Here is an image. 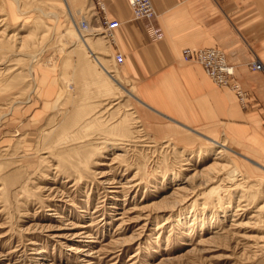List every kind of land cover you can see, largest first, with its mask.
I'll return each mask as SVG.
<instances>
[{
	"label": "rangeland",
	"instance_id": "1",
	"mask_svg": "<svg viewBox=\"0 0 264 264\" xmlns=\"http://www.w3.org/2000/svg\"><path fill=\"white\" fill-rule=\"evenodd\" d=\"M69 9L0 0V264H264V178L225 141L151 136L107 40L74 26L90 12Z\"/></svg>",
	"mask_w": 264,
	"mask_h": 264
},
{
	"label": "crops",
	"instance_id": "2",
	"mask_svg": "<svg viewBox=\"0 0 264 264\" xmlns=\"http://www.w3.org/2000/svg\"><path fill=\"white\" fill-rule=\"evenodd\" d=\"M65 1L77 19L85 9L91 26L101 21L94 0ZM100 1L107 18L120 24L109 50L113 61L116 53L124 56L119 70L131 82L150 135L225 141L240 154L244 172L263 179L264 71L253 72L249 64L259 59L264 66V0H151L154 19H135L128 0ZM200 49L225 52L247 93L245 106L203 66L183 61L185 50Z\"/></svg>",
	"mask_w": 264,
	"mask_h": 264
},
{
	"label": "built area",
	"instance_id": "3",
	"mask_svg": "<svg viewBox=\"0 0 264 264\" xmlns=\"http://www.w3.org/2000/svg\"><path fill=\"white\" fill-rule=\"evenodd\" d=\"M132 7L135 19H153L156 15L151 0H129ZM99 4V9L102 14L106 15V8L103 4ZM100 21V27L90 30L89 25L84 21H80L76 26L82 31L90 30L94 36L103 35L110 45L114 44V32L119 28L120 24L117 21H110L107 17L102 18ZM183 60L187 63H199L201 64L208 76L221 87H229L235 91L241 104L246 105L247 93L238 85L235 80V74L232 71V67L227 63L225 53L220 49H200L196 51L185 50L183 52ZM114 62L117 67H120L124 63V56L120 53L114 54ZM251 71L264 70L263 64L257 59L249 64Z\"/></svg>",
	"mask_w": 264,
	"mask_h": 264
},
{
	"label": "bare ground",
	"instance_id": "4",
	"mask_svg": "<svg viewBox=\"0 0 264 264\" xmlns=\"http://www.w3.org/2000/svg\"><path fill=\"white\" fill-rule=\"evenodd\" d=\"M17 1V0H16ZM128 2H129V0H128ZM130 4V3H129ZM131 6V5H130ZM132 8V7H131ZM156 13V12H155ZM69 15H70V17L73 19V16H72V14H71V12L69 11ZM155 17H156V15H155ZM154 17V18H155ZM153 18V19H154ZM84 21H86V20H84ZM5 22H6V19H3V20H0V28L3 26L4 27V25H5ZM79 22H76V21H74V26L76 27V24H78ZM86 23L89 25V27H90V30H92L91 29V25L89 24V22L88 21H86ZM77 29H78V31L82 34V33H91L92 31H90V30H80L78 27H76ZM105 38V37H104ZM103 39V38H102ZM106 39V38H105ZM81 43L83 44V46L86 48V52H88V54H89V57L93 60V62L101 69V71L103 72V73H105L107 76H108V78L111 80V82H112V84L116 87V90H117V94L118 95H121L122 94V92H124L125 91V89L122 87V85H121V83L112 75V72L108 69V67L103 63V61H102V58L99 56L100 55V52L99 51H102V49H103V45H101V44H98L97 45V47H96V49L97 50H95L94 49V51H93V48H91L89 45H88V40L87 39H85V37H83V36H81ZM107 40V39H106ZM107 42L109 43V41L107 40ZM224 52V51H223ZM73 53V52H72ZM225 53V52H224ZM75 55H76V57H77V60L79 61L80 60V58L82 57V52H81V49H76L75 50V53H74ZM73 54V55H74ZM72 55V56H73ZM226 55V54H225ZM183 57V56H182ZM226 58H227V56H226ZM184 61V60H183ZM185 62V61H184ZM185 63H187V62H185ZM227 63L233 68L232 69V71L234 72V74H235V66H233V65H231L230 63H229V61H228V58H227ZM187 64H192V63H187ZM195 64H199V63H195ZM201 65V64H200ZM202 66V65H201ZM204 68V67H203ZM205 69V68H204ZM250 69V68H249ZM206 71V70H205ZM262 71H264V70H261V71H253V72H262ZM207 73V72H206ZM212 79V78H211ZM213 80V79H212ZM214 82V81H213ZM215 83V82H214ZM216 84V83H215ZM217 85V84H216ZM239 85V84H238ZM240 86V85H239ZM221 87V86H220ZM241 87V86H240ZM222 88H229V87H222ZM242 88V87H241ZM230 89V88H229ZM233 91V90H232ZM233 92H235V91H233ZM126 93V92H125ZM236 93V92H235ZM129 94V93H128ZM130 96H133L134 97V95H132L131 93L129 94ZM123 123V122H122ZM126 127L127 126H125L124 124H121V125H119V130H121V131H124L125 132V130H126ZM123 133V132H122ZM125 134H127V133H125ZM124 137H125V135H123ZM123 136H121V137H123ZM135 136H137V135H135ZM133 137V136H127L126 137V140H118V142L119 143H117V144H113L115 147H124V146H128V145H130V144H135V141H136V137ZM138 143V142H137ZM211 143H213L214 145H218V147L220 148L219 149V151H220V153H218L217 155H219V154H221V153H224V151H222L223 149H225L226 150V145L225 144H221V143H217V142H215V141H212L211 140ZM235 170V169H234ZM110 183H111V181H110ZM115 184V183H114ZM114 187V186H113ZM121 220V219H120ZM89 255V254H88ZM89 257V256H88ZM42 263V262H41ZM45 264V263H44Z\"/></svg>",
	"mask_w": 264,
	"mask_h": 264
}]
</instances>
